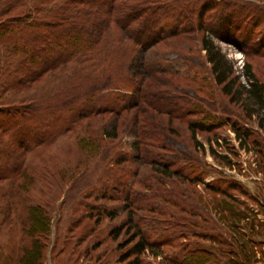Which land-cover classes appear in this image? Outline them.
Returning <instances> with one entry per match:
<instances>
[{
  "label": "trees",
  "instance_id": "16d2710c",
  "mask_svg": "<svg viewBox=\"0 0 264 264\" xmlns=\"http://www.w3.org/2000/svg\"><path fill=\"white\" fill-rule=\"evenodd\" d=\"M213 4L0 0V264H45L53 212L62 196L83 183L84 189L98 190V200H112L107 192L115 175L108 166L120 163L109 154L108 142L127 132L135 151L151 154L143 142L160 146L164 133L163 128L151 130L156 123L151 113L183 118L174 97L155 87L165 86L163 55L190 54L184 37L200 36L213 82L229 102L239 104L250 117L264 114V83L248 64L241 71L245 84L239 83L231 62L212 39L217 29L200 22ZM229 32L236 46V33ZM241 48L246 56L249 50ZM233 126L242 147L240 137L246 134ZM187 130L194 148L203 151L194 134L210 132L209 127L190 123ZM209 153L215 154L211 147ZM101 213L115 217L105 209ZM111 233L116 239L120 231ZM134 238L131 255L156 246L138 228ZM236 254L226 263L213 264H249L250 259ZM133 264H139L138 259Z\"/></svg>",
  "mask_w": 264,
  "mask_h": 264
},
{
  "label": "rangeland",
  "instance_id": "374dc122",
  "mask_svg": "<svg viewBox=\"0 0 264 264\" xmlns=\"http://www.w3.org/2000/svg\"><path fill=\"white\" fill-rule=\"evenodd\" d=\"M213 1V10H205L200 22L217 29L212 39L239 83L245 84V64L264 83V0ZM229 31L236 33V46ZM192 37H184L190 54L163 55L165 86L155 87L174 97L183 118L151 113L156 122L151 130L164 131L160 146L143 142L151 154L135 151L127 132L108 142L109 154L120 163L108 166L115 175L107 192L112 200H98V190L84 189L83 183L62 196L54 208L45 264H133L135 259L139 264H166L165 259L213 264L226 263L237 251L249 264H264V125L259 126L264 114L250 117L229 102L213 82L200 36ZM241 47L249 50L246 56ZM190 123L210 129L194 134L203 151L194 148ZM232 125L246 134L240 137L242 147ZM103 209L115 217H104ZM136 227L156 243L139 256L129 254L137 243ZM117 229L115 239L111 231Z\"/></svg>",
  "mask_w": 264,
  "mask_h": 264
},
{
  "label": "bare ground",
  "instance_id": "6f19581e",
  "mask_svg": "<svg viewBox=\"0 0 264 264\" xmlns=\"http://www.w3.org/2000/svg\"><path fill=\"white\" fill-rule=\"evenodd\" d=\"M236 58H238V57H236Z\"/></svg>",
  "mask_w": 264,
  "mask_h": 264
}]
</instances>
